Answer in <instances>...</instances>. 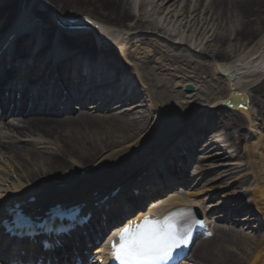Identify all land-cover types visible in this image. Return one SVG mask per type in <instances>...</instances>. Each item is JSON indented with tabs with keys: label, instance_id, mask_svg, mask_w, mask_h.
<instances>
[{
	"label": "bare ground",
	"instance_id": "obj_1",
	"mask_svg": "<svg viewBox=\"0 0 264 264\" xmlns=\"http://www.w3.org/2000/svg\"><path fill=\"white\" fill-rule=\"evenodd\" d=\"M3 1L4 4L0 7V32L5 31L16 17L27 19L29 27H35L36 30H40L39 21L47 18L46 12L48 17L52 18L51 12L38 5L35 0ZM51 1L56 4L55 6L49 2L55 8V13L60 14L61 17H65L62 14L65 9L91 2L89 0ZM92 5L97 11L110 18L111 25L117 34L124 35L118 38V35L116 36V33L106 26L101 28L102 33L108 36L110 42L117 45L116 53L124 60H127L126 52L129 46L133 48V53L142 51L143 55L150 56V49L154 43L161 40V34L171 25V20L168 17L162 20V24L156 22L159 14V11L156 10L157 7H152L149 12L143 11L136 17L132 10L138 8L140 12L143 1L138 7L136 0H92ZM207 11L214 17L215 24L214 28L208 23L202 25L203 37L200 44L206 41L211 46L201 49V52L210 57V64H197V66L202 75H209L208 78L217 77L218 86L212 88L207 84L206 89L209 95L219 92L220 96L218 95L214 103L211 104L206 94V103L209 106L204 105L197 108L199 111L206 107L196 117L197 111L188 110L186 118H184L185 112L180 109V103L177 105L172 103L175 100L174 96L171 98L166 96V93L169 92V89L167 91L168 83L156 81L152 70L149 72L147 65L132 66L131 72L135 75L131 77L135 78H129L131 73L129 74L128 71L131 67L126 66L127 63L125 65V62L119 60L115 54H105L100 50L89 53L93 47L98 46L95 34L89 32L90 39L88 40H68L60 35L61 31L53 23L47 29L42 28V40L45 44L39 45L40 50H36V34L33 33L36 30L27 27L28 31L33 34H27L24 39L16 40V43L14 41V46L2 55V60L0 59V72L5 74L12 72L17 77L16 70L18 66H22V73H19V77L14 80L16 84H19L17 88L21 99L20 104L28 94L37 98L29 108L23 122L28 129L35 127L46 131L45 139L56 143L57 149L47 154L24 149L16 156L8 152L0 156V166L2 165V168L12 175L0 173L2 177L0 186L2 187L5 182L9 183L5 189L0 187V202L4 196L17 195L24 192L29 186H39L38 184L42 181L48 186L40 193L43 200L65 198L71 193L76 194L77 192L80 196L88 190L96 192L117 186L121 188L119 193L122 194L126 184L133 183L130 181L129 175H126V178H123L121 182H114L119 173L123 172L122 168L142 172L146 164L149 165L153 161L158 164V161L162 159L161 153L167 152V150H169L168 158L176 161L178 165L176 169L183 173L182 177L172 173L169 176L173 177L171 182H182L184 186L186 185L189 189L186 194L188 200L201 194L210 198L208 190L212 186L208 189L207 187L210 186L205 185L214 184L222 179L217 174V172H221L220 170L227 171L226 169H229L227 172H232L235 175L234 172L236 169H241V166H236L228 160L239 158L242 145L247 143L249 145L246 146L248 156L251 159L248 174L253 179V186L252 188L248 187L251 184L249 177L240 179L238 184L243 188L248 187L247 193L251 196L252 202L260 206L264 212V70L263 68L257 70L264 57V0H210ZM171 18L173 19L174 15ZM181 19L183 22L178 24L173 37L179 45H189V35L196 36L197 24H194V18L191 20L189 16H183ZM226 25H229L227 32L221 33ZM143 31L155 35H146L143 34ZM49 41L50 44L55 42L58 48L55 47L56 53H61L62 59L58 62L51 60L53 62L49 63L52 52L50 51L51 45L46 43ZM163 47L166 54H170L175 49H181V47H173L167 41H164ZM182 48L187 50V47ZM20 51L25 52H22V56L19 55L15 58V54ZM36 51L38 54L31 55V52ZM177 56L173 58L177 60ZM215 63L226 64L225 74L227 77L228 75L235 77L243 75L244 79L253 78L255 80L248 83L247 88H242L229 82L226 77L220 76ZM54 73L57 76H54ZM105 79H109L108 82L101 83ZM133 80L141 82L145 86L146 94L153 104L162 102L159 104L161 109L153 105L149 115L139 112L140 105L135 102L141 99V94L133 86ZM173 82L174 84L177 82L176 77ZM180 82L183 86L192 85L196 92L183 96L180 94L176 101L182 99L186 101L185 105L192 103L193 106L197 101V95L205 93L204 91L200 92L199 84L201 82L197 76H184ZM202 83L205 84V82ZM62 90L67 94H62ZM231 92H245L246 96L248 95L247 111L231 112L216 107L218 101H224ZM224 95L225 97H223ZM61 97H68L72 106L79 107L82 111L73 113L70 109L71 106L67 102H62L63 110L61 111L68 115L58 113L55 107L59 102L57 98ZM52 98L56 101L52 102ZM38 103H42L41 112L36 110ZM16 105L14 101L13 107ZM257 105L260 109L259 124L255 126L250 121ZM129 117L135 118L136 126L142 129L136 133L137 139L143 137L145 141L149 139V150L142 148L146 146L143 143L127 144L129 143L127 136H133L131 128L128 127ZM193 117H195L194 121ZM195 125L196 128H194ZM199 125L202 126L201 131ZM81 129H86L88 135L79 133L82 131ZM115 130L120 131L126 137L122 146L116 145ZM209 131L219 134L220 140L202 143L203 137ZM250 140L255 143L251 144ZM193 143H202L201 151L214 150V152L211 153L212 155L199 157L200 154H197L199 150ZM114 148L119 149L121 153L113 152ZM229 149L232 152L228 151ZM192 153H195L196 156L191 157ZM209 157L217 159L209 162L206 166L209 178L203 185L198 184L201 174L205 172L197 170L201 161L199 159ZM12 160H17L18 166L10 165ZM34 168L37 171H33ZM79 169L87 171L83 177L76 176ZM151 170L149 169V172ZM191 170L195 174L197 172L194 170L199 173H197V179H191L193 181L189 182ZM56 181L66 184L68 182L69 185L63 189H57L52 185ZM140 185L139 182L136 186ZM161 187L163 190L151 194L150 199L161 198L160 196L172 185L168 183ZM36 189L41 188L37 187ZM130 197L128 200L131 199ZM108 204L109 200L99 210L91 208L88 224L95 222L99 225V221H102L100 214L104 216L105 223L110 218H119L124 215L121 205ZM215 207V213L218 214L219 222L223 226V232L230 245L240 249L242 255L250 259L243 261L242 256H234L222 242L212 239L194 248L189 256L191 262L184 261L182 264H264V232H262L260 224L255 223L251 214L239 203L237 204V201L231 200L224 204L223 208ZM109 225L114 224L109 222ZM87 226L84 225L82 228L87 231L89 230ZM13 241L14 239L0 228V251L2 253L11 252L8 246L14 244ZM252 244L253 246L249 250L245 249L246 246Z\"/></svg>",
	"mask_w": 264,
	"mask_h": 264
},
{
	"label": "rangeland",
	"instance_id": "obj_2",
	"mask_svg": "<svg viewBox=\"0 0 264 264\" xmlns=\"http://www.w3.org/2000/svg\"><path fill=\"white\" fill-rule=\"evenodd\" d=\"M48 1L56 6V4L53 3L51 0H48ZM89 1H91V2L65 9L62 12V14L65 17H69V18L83 17V16L89 17L90 19H92L98 23L103 24L104 26L109 28L112 32L116 33L115 29L111 25L110 18H108L107 15H104L100 11H97L95 8H93L92 0H89ZM142 1H143V7L141 8L140 12H139L138 8L132 10L133 14L136 15V17L138 16L139 13H142L143 11L149 12L152 7H157L156 10L159 11V14L157 15L156 22L157 23L160 22L162 24V20L165 17H168V19L171 20V25L166 29L165 32L163 31V34H161V40L159 39V41H156V43H154V46L150 49V51H151L150 56L143 55L142 51L137 52V53H135V52L133 53V48H131L130 46L127 47V52H126L127 60L122 59L121 56L118 53H116V50H113V49L111 51H109V53H107V54H115V56L119 60L125 62V65L127 63L126 66L131 67V69H129V71H128L129 74L131 73L129 78H132L131 76H133V73L131 72L132 66H141L142 64H145V66L147 65V67L149 68V72L152 70L153 76H154L156 81H163L164 83H168L167 91L169 89V92L166 93V96H169L170 98H171V96H174L175 100L172 103L175 105L180 103L179 106L181 105V107H180L181 111L185 112V117L184 116L183 117L186 118L188 110H193V112H196L197 108H200L204 105H208L206 103L207 102L206 94L209 97L211 104L214 103L215 98H217L219 95V92L215 93V95H212V94L209 95L207 92V89H206L207 84L212 88H215L218 86V83L216 80L217 77L213 76L212 78H210V77L208 78L209 75H202L198 71L199 69L197 66V64H206V65L210 64V57L206 53L201 52V49H203L204 47H211V46L206 41H204V42H202V44H200V41L202 40L201 38L203 37L202 36L203 31H201L202 25L205 23H208L211 26L213 25V28H214V24H215L214 23V17H212V15L210 13H208V11H207V7H208L210 0H200V1H197V0H136L137 7ZM3 4H4V1L1 0L0 1V7ZM40 11L42 12V10H40ZM46 15H47V18L44 20L41 19L40 22L44 28H49L52 24V19L50 17H48L47 12H46ZM173 15H174V18L172 19L171 17ZM183 16H189V17H191V20H192V18H194V22H195L194 24H197V34L194 37H192L191 34L189 35V39H190L189 45H184V44L179 45L178 41L173 37L176 29L178 28V24L183 22L182 21L183 19H181V17H183ZM228 28H229V25L224 26L223 29L221 30V33L225 34L227 32ZM144 33L146 35H150V34L155 35L153 33L143 31V34ZM119 34L120 33H118V34L116 33V36L118 35L117 36L118 38H120L122 35V34L121 35H119ZM60 35L63 36V38H66L68 40H79V39H87L88 40V39H90V37L88 36V33H75V34L60 33ZM122 36H124V35H122ZM164 41H167L173 47H181V49L178 48V49H175V51L171 52L170 54H166L164 52V47H163ZM182 47H187V50H185ZM116 48H117V46H116ZM92 49L93 50L91 52L89 51L90 53H92L96 50H99L98 47H93ZM175 56H177V60H175V58H173ZM215 66L217 67L218 72L220 73V76L225 77V73H226V69H227L226 64L215 63ZM261 68H263V70H264V67H259V68H257V70H260ZM140 75L142 76V74H140ZM184 76H197V78H199V82H201L199 84V86L201 87V90L200 89L199 90H200V92H202V91L205 92V93H202V94L200 93L199 95H197V101L195 102V104L193 106L191 105L192 103L190 105H185L186 101H184L182 99L179 101H176L177 99H179L180 94L182 96L185 95L183 93V87L184 86L180 82L181 78H183ZM175 77L177 78V82H175V84H174L173 81H174ZM108 80L109 79L102 80L101 83H107ZM252 80H255V79H253V78L252 79H244L243 75H239L235 79V84L241 86L242 88H247L246 85L248 83H250ZM134 81L135 80H133V82H132L133 86L141 94V99H139V101L135 102V103H139V105H140L139 112H141V114L146 113L149 115L150 108H152L153 105L156 106L158 109H161L159 107V104H161L162 102L157 103V104H153V101L146 94L145 86H143V84L141 82H134ZM202 82H205V84ZM193 93L195 94L196 92H193ZM204 109H206V107H203L202 109L197 111V115H195V117L198 116L200 113H202V111ZM258 113H260V109L258 108V105H257V109L255 108V111L253 112V117L251 118V121H250L255 126L257 124H259ZM195 117H193V121L195 120ZM198 127H199V130H200V128H202V126L200 127V125ZM194 128H196V125L194 126ZM132 130H134V133H137V130L133 129V127H132ZM192 132H194V131H192ZM218 135L219 134H216L214 131H209L206 134V136L203 137L202 143L203 142H210V141H213V142L219 141L220 137H218ZM119 141H120V138H119ZM250 143L254 144L255 142L250 140ZM145 145L146 146H144V148H147L148 147L147 143ZM224 145H227V144H224ZM246 146H249V145H247V143H244L242 145V151L240 153L239 158L234 159V160H228L231 163H234L236 166L239 165V166H241V168H243V169H240L234 173V174H236V176L237 175L238 176H244V175L249 173V171L247 169L251 163V159L248 156V149ZM56 148H57L56 146L47 145L45 148L39 149L36 151L47 154V153H52L54 150H56ZM197 149L198 150L201 149V148H199V145H197ZM228 151L232 152L231 149H229ZM113 152L118 153L119 149L115 148V149H113ZM213 152H214V150H210V151H206V152L199 151L197 154H200L199 156H202V155L211 154ZM216 159L217 158H210V157L207 159H202L201 162H199V164L200 163H201V165L203 164L202 169H205V171H206L207 168L204 166L209 164V162H211L213 160L216 161ZM13 162H16V161H13ZM160 162L161 163L156 166V171L161 170V169H165V168L170 169L173 166L171 159L166 160V157L164 159H162ZM219 162H222V161H219ZM13 164H15V163H13ZM13 164H11V165H13ZM14 166H18V165L16 164ZM1 168L2 167H0V173L5 175L7 173V170L5 168L4 169H1ZM34 169H33V171H37V169H35V170ZM227 171H229V169H227ZM84 175H85V170L79 169L76 176L83 177ZM225 175H227V174H225ZM1 178L2 177L0 175V179ZM250 179H251V176H250ZM224 180H223V183L220 182V184L218 186L219 188H211L208 191L210 193V196H212V198H214L213 202L217 203V205L223 204L225 202V200L228 199V195L230 194L229 192L232 190V189H230V186H232L231 177L230 176L225 177ZM60 182H63V181H60ZM52 185L54 187H56L57 189H62V188H65L66 186H68L69 184H68V182L66 184V183H58L56 181ZM1 188H3V187H1ZM207 188H209V187H207ZM220 239L225 240V237L223 236L222 233H220ZM245 258L248 259L247 256ZM243 261H245V260H243Z\"/></svg>",
	"mask_w": 264,
	"mask_h": 264
},
{
	"label": "snow or ice",
	"instance_id": "obj_3",
	"mask_svg": "<svg viewBox=\"0 0 264 264\" xmlns=\"http://www.w3.org/2000/svg\"><path fill=\"white\" fill-rule=\"evenodd\" d=\"M18 222L30 225L29 218L23 215ZM191 223L192 213L188 210L171 213L163 220L145 216L119 230V243H111L109 254L117 264H167L175 250L187 245Z\"/></svg>",
	"mask_w": 264,
	"mask_h": 264
},
{
	"label": "water",
	"instance_id": "obj_4",
	"mask_svg": "<svg viewBox=\"0 0 264 264\" xmlns=\"http://www.w3.org/2000/svg\"><path fill=\"white\" fill-rule=\"evenodd\" d=\"M185 90H186L187 93H189V92L192 91V88L190 86H187Z\"/></svg>",
	"mask_w": 264,
	"mask_h": 264
}]
</instances>
